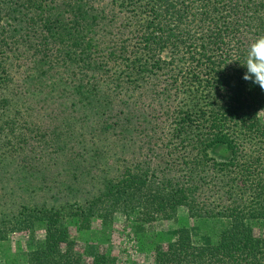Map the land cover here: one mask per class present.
<instances>
[{
	"label": "trees",
	"instance_id": "trees-1",
	"mask_svg": "<svg viewBox=\"0 0 264 264\" xmlns=\"http://www.w3.org/2000/svg\"><path fill=\"white\" fill-rule=\"evenodd\" d=\"M43 1L0 0L7 16L0 27V241L41 230L22 264H83L63 210L75 207L78 228H88L93 219L108 225L117 213L143 222L175 218L184 205L190 217L219 229L200 243L180 226L166 245L157 235L146 264H264V235L254 230L264 221V91L243 79L241 66L250 44L264 36V0H107L110 8L74 0L66 24L81 11L80 32L96 28L92 36L114 50L90 55L98 43L87 37L82 55L66 61L34 56L47 50L32 40L35 19L65 24L48 13L55 14L56 0ZM67 62L75 73L65 72ZM110 62L119 70L114 78L99 73ZM109 79L116 85L108 88ZM34 98V107L26 104ZM59 119L72 131L48 153L41 126L52 139ZM218 145L228 159L211 157ZM144 146L154 151L157 171L123 165L113 177L105 174L115 166L111 157ZM97 165L105 174L99 187H85ZM115 263L95 253L89 264Z\"/></svg>",
	"mask_w": 264,
	"mask_h": 264
},
{
	"label": "rangeland",
	"instance_id": "rangeland-1",
	"mask_svg": "<svg viewBox=\"0 0 264 264\" xmlns=\"http://www.w3.org/2000/svg\"><path fill=\"white\" fill-rule=\"evenodd\" d=\"M4 1V0H1ZM43 1V0H38ZM74 0H56L53 6L54 13L52 9L49 10L48 13L51 15H56L53 19H64L65 24L59 23L56 25L53 23L52 25L49 22L40 23V16L35 19L36 23L33 22L31 27H33L36 31V36L33 38V42L46 44L47 50L45 53L39 52L34 55L36 58H44L46 60H60L66 61L69 58H76L82 55V45L85 39L88 37L93 39L98 43L96 46L88 49V53L90 55H108L109 52L114 50L113 43L109 40H106L99 44L97 42V36H92L94 32H96V28H93L91 33L92 35L86 36L85 32L81 31V26L84 25V22L81 20L82 12L79 10H75V19L73 23H67L66 18L68 17V10L72 7ZM45 1H43L44 3ZM86 5L100 6H110L107 3V0H83L82 1ZM105 2V4H103ZM119 11H123L122 8H118ZM84 11L89 14V16L93 15V12H89V10L84 7ZM39 12V10H38ZM6 10H0V27H4L7 22V16L5 15ZM16 15V14H14ZM124 36V35H123ZM10 41V38H9ZM6 42V38H3L4 43ZM69 68L65 70L67 73H75L76 68L72 70V68L76 65L74 63L67 62ZM109 71L107 77L114 78L115 75L119 73V70L110 62L108 65L102 68L101 72ZM13 75V74H12ZM79 77L80 74H73ZM101 78L100 76L98 77ZM11 80L19 82V78H15L11 76ZM116 85L114 79H109L107 81V87L111 88L112 85ZM74 86H78L77 83ZM26 90H23L25 92ZM27 95V94H26ZM132 99H139V95L134 96ZM37 100L34 98L29 103L31 107L35 106V102ZM139 101V100H138ZM37 107V106H36ZM38 109V107H37ZM48 110L40 111V116L38 119L44 120L47 115ZM264 121V116L262 117ZM49 124L50 121L48 120ZM54 127L53 138L51 139L50 134L48 133V127L42 125L40 135L45 134L46 139L42 140V144L46 146L43 150L48 153H53V151L60 145V141L63 139V131H72V128L69 127L67 122L59 119L57 122L51 124ZM68 132V133H69ZM82 132H78L80 135ZM133 147L140 146L141 143H131ZM211 157L217 160H225L229 157V152L226 147L222 145L215 146L209 150ZM111 157V156H109ZM154 157V151L148 152L146 146L139 152L138 150L133 151L132 154H129L126 158L110 159V162H115V166L112 165L110 169L106 171L105 174L113 175L116 173L115 169L118 166H125L131 171H138L140 173L148 171L152 173L153 171H157L155 166L152 164ZM88 163L94 164L95 159L92 154L90 159H88ZM112 164V162H111ZM101 166L97 165L94 170L95 177L92 178L90 182L85 184V187H93L98 188L100 181L99 177L103 178L105 174L101 173ZM160 171V170H158ZM178 175V174H177ZM158 173L154 175L157 181ZM117 181V180H116ZM67 186L69 187H77L79 186V182L76 181H68ZM70 203H73L70 201ZM80 203V202H79ZM74 209H69L64 211L62 215L64 218L62 222L69 229L70 239L74 244L75 250L81 255L82 263L89 264L92 261L93 255L95 253H106L112 256L115 260V264H146L153 260V256L149 250L150 247L155 242L158 236H162L159 241L170 242L176 236V229L180 227H185L190 230V237L192 241H196L200 243V236L203 235H213L220 226L212 225L211 223L203 222V220L190 217L188 208L184 205H177L175 210V218H163L158 216L156 218H151L148 222L139 221L136 219L134 215L129 217H124L119 213L115 214L113 220L108 225L104 226L100 219H93L91 223H89L88 228H78V224L76 220L79 218L77 213H74ZM86 227L84 224H82ZM255 234L263 236L264 235V221H259L255 223ZM44 232L41 230L35 232V234L30 235L29 233L23 232H15L10 233L7 239L0 241V264H22L24 261V256L28 249L33 245L36 241H40L43 238ZM158 235V236H157ZM214 239V237H212ZM147 251V252H146ZM17 260L19 261L17 263Z\"/></svg>",
	"mask_w": 264,
	"mask_h": 264
},
{
	"label": "clouds",
	"instance_id": "clouds-1",
	"mask_svg": "<svg viewBox=\"0 0 264 264\" xmlns=\"http://www.w3.org/2000/svg\"><path fill=\"white\" fill-rule=\"evenodd\" d=\"M243 61L240 64L245 68L243 79L264 91V36L250 44Z\"/></svg>",
	"mask_w": 264,
	"mask_h": 264
}]
</instances>
